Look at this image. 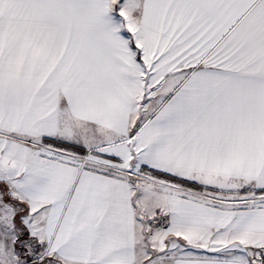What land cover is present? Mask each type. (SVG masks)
Instances as JSON below:
<instances>
[{
	"label": "snow or ice",
	"instance_id": "snow-or-ice-1",
	"mask_svg": "<svg viewBox=\"0 0 264 264\" xmlns=\"http://www.w3.org/2000/svg\"><path fill=\"white\" fill-rule=\"evenodd\" d=\"M0 264H264V0H0Z\"/></svg>",
	"mask_w": 264,
	"mask_h": 264
}]
</instances>
